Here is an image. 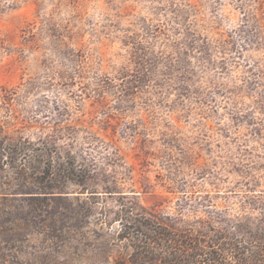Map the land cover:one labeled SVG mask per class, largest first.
Returning <instances> with one entry per match:
<instances>
[{
	"label": "rangeland",
	"instance_id": "obj_1",
	"mask_svg": "<svg viewBox=\"0 0 264 264\" xmlns=\"http://www.w3.org/2000/svg\"><path fill=\"white\" fill-rule=\"evenodd\" d=\"M179 253L264 256V0H0V264Z\"/></svg>",
	"mask_w": 264,
	"mask_h": 264
},
{
	"label": "trees",
	"instance_id": "obj_2",
	"mask_svg": "<svg viewBox=\"0 0 264 264\" xmlns=\"http://www.w3.org/2000/svg\"><path fill=\"white\" fill-rule=\"evenodd\" d=\"M199 255L204 257L199 258ZM261 255L260 253H200L198 255L179 253L170 256L169 261L183 262V264L195 262L197 264H264V256Z\"/></svg>",
	"mask_w": 264,
	"mask_h": 264
}]
</instances>
